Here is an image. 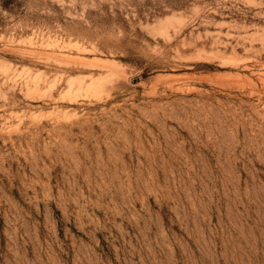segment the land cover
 <instances>
[{"label": "rangeland", "instance_id": "rangeland-1", "mask_svg": "<svg viewBox=\"0 0 264 264\" xmlns=\"http://www.w3.org/2000/svg\"><path fill=\"white\" fill-rule=\"evenodd\" d=\"M0 264H264V0H0Z\"/></svg>", "mask_w": 264, "mask_h": 264}]
</instances>
